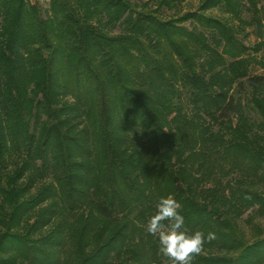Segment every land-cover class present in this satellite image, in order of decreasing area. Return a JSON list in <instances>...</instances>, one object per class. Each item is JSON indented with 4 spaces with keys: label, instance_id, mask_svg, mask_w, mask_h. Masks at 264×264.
Here are the masks:
<instances>
[{
    "label": "trees",
    "instance_id": "16d2710c",
    "mask_svg": "<svg viewBox=\"0 0 264 264\" xmlns=\"http://www.w3.org/2000/svg\"><path fill=\"white\" fill-rule=\"evenodd\" d=\"M184 2L0 0V264H164L169 195L193 264H264V6Z\"/></svg>",
    "mask_w": 264,
    "mask_h": 264
},
{
    "label": "clouds",
    "instance_id": "9594fccd",
    "mask_svg": "<svg viewBox=\"0 0 264 264\" xmlns=\"http://www.w3.org/2000/svg\"><path fill=\"white\" fill-rule=\"evenodd\" d=\"M245 199L251 197L245 196ZM181 209L182 205L171 195L161 197L156 212L146 224V232L158 239L164 264H193L205 245L217 239L216 233L211 231L207 234L201 230L189 233Z\"/></svg>",
    "mask_w": 264,
    "mask_h": 264
},
{
    "label": "rangeland",
    "instance_id": "374dc122",
    "mask_svg": "<svg viewBox=\"0 0 264 264\" xmlns=\"http://www.w3.org/2000/svg\"><path fill=\"white\" fill-rule=\"evenodd\" d=\"M29 2H31V0H28ZM48 0H36L35 3L41 5L43 8L46 6ZM135 1H140V0H135ZM145 1V0H142ZM200 0H185V2L179 7L178 11L179 12H185V11H191L194 10ZM262 4L264 6V0H262ZM171 14L168 11H164L163 13V17L167 18L169 17ZM246 43L249 45H253L255 43V38L252 36H250V38H248L246 40ZM259 58L264 59V51L258 55ZM255 74H260L262 73V70L260 69H256V71L254 72ZM246 218V216H244L242 218V220L240 221V226L241 228L244 230L245 235L247 237L248 240H251L254 234V228L251 227L250 225L246 224L244 222V219ZM254 225H258L262 228H264V218H258L254 221Z\"/></svg>",
    "mask_w": 264,
    "mask_h": 264
},
{
    "label": "crops",
    "instance_id": "0c3cea01",
    "mask_svg": "<svg viewBox=\"0 0 264 264\" xmlns=\"http://www.w3.org/2000/svg\"><path fill=\"white\" fill-rule=\"evenodd\" d=\"M36 0H31V3H35Z\"/></svg>",
    "mask_w": 264,
    "mask_h": 264
}]
</instances>
